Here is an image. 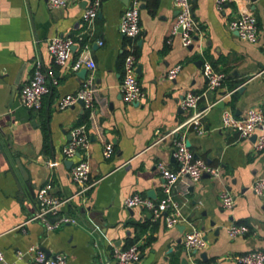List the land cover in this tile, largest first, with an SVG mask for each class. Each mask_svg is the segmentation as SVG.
Wrapping results in <instances>:
<instances>
[{"label": "crops", "instance_id": "1", "mask_svg": "<svg viewBox=\"0 0 264 264\" xmlns=\"http://www.w3.org/2000/svg\"><path fill=\"white\" fill-rule=\"evenodd\" d=\"M130 2L102 0L88 33L82 20L88 0H71L58 8H50L47 0H0V144L5 151L0 149V248L8 262L35 264L27 253L33 245L47 253H66L69 264H118L114 247L126 248L134 241L141 252L135 264H190L192 259L241 264L235 259L238 255L264 250V197L252 189L255 180L264 177V151L255 150L254 136L241 138L222 126L224 110L241 116L251 107L264 108V0H231L223 10L215 0H193L195 18L205 33L188 47L180 34H172L174 0H142V32L134 48L138 79L147 97L131 104L123 100L121 83L132 41L119 30ZM243 12L257 18L255 43L229 27ZM56 35L76 37L71 63L88 44L97 64V125L89 127L91 179L96 183L84 195L76 194L73 165L62 150L72 130L88 122L89 112L81 103L63 110L57 104L81 87L85 74L55 64L48 42ZM201 51L227 78L221 88L201 99L200 109L216 104L201 117L200 126L186 125L168 135L191 115L181 106L185 94L206 89ZM37 61L55 69L59 83L44 97L41 109L29 110L19 95ZM179 63L181 71L169 80L168 70ZM182 136L198 157L221 167V176L206 174L195 183H179L175 195L187 220L169 228L163 218H153L142 207L127 208L124 201L135 193L155 200L163 195L157 165L177 168L175 140ZM105 142L115 148L110 158L103 156ZM9 159L18 173L19 164L24 168L23 191ZM48 181L55 196L72 197L64 211L76 217L77 224L47 231L33 219L37 191ZM226 191L235 197L231 209L222 206ZM231 224H245L249 232L231 238L227 233ZM192 227L206 239V247L197 252L184 246L185 233Z\"/></svg>", "mask_w": 264, "mask_h": 264}, {"label": "built area", "instance_id": "2", "mask_svg": "<svg viewBox=\"0 0 264 264\" xmlns=\"http://www.w3.org/2000/svg\"><path fill=\"white\" fill-rule=\"evenodd\" d=\"M141 1L131 0L121 16L119 23L120 32L131 39L128 52L124 60V74L121 83L123 100L126 103H139L146 99L147 94L142 88L138 79L137 55L135 53V39L141 35ZM193 0H174L177 11L176 20L172 27V34H180L184 46L188 47L195 41L197 35H204L193 12ZM218 10H223L231 0H215ZM71 0H47L50 8L66 7ZM102 0H88V4L83 12L82 20L86 32L92 33L95 21L99 15ZM232 32L241 39L255 43L259 39V26L257 18L253 12H243L235 16L229 24ZM170 42V40H169ZM102 44V41H99ZM78 44L76 37L71 35H56L50 38L48 50L52 55L56 65L64 68H71L78 72L83 68L88 69V74L84 78L81 87L74 93L63 96L57 106L63 110L78 103H81L89 112V123L75 127L71 132V140L63 147V155L66 159L74 160L71 168V178L77 186V195H84L91 189L96 181L91 179L90 164V125H97L96 95L98 84L96 78L97 64L90 55L89 45L83 46L79 57L71 63L73 48ZM203 56V74L207 79L206 89L201 92L188 91L181 101L183 110L191 115L182 124L168 135L176 133L186 125L195 124L200 126L201 117L216 103H211L200 109V101L211 92L221 88L227 75L223 71L216 69L209 59ZM181 63L168 70L167 78L175 80L181 71ZM59 83L56 78V71L53 68L46 69L40 61L34 65L33 74L29 81L20 90V103L29 110H39L43 105L46 95L51 92L52 86ZM222 126L225 129L236 131L241 138H249L256 135L254 147L256 151H264V108L251 107L244 115L238 116L230 110H224L222 115ZM203 131L200 130V133ZM115 151L112 142H105L103 156L110 158ZM174 157L177 168L172 169L163 162H159L157 167L163 178V195L159 199H152L135 193L127 197L124 205L127 208L142 207L150 211L153 218H163L169 228H174L186 222L187 218L181 203L175 195L177 185L181 182L195 183L204 175L212 177L221 176V167L214 166L205 159L196 156L185 137L175 140ZM53 183L48 181L40 187L36 194L37 211L33 219L41 221L47 231H53L66 224H77L78 219L64 211V206L71 201L72 197L60 198L52 193ZM252 189L259 197H264V177H260L252 185ZM222 206L226 209L233 208L235 204L234 195L226 191L221 195ZM249 227L245 224H231L227 228V233L231 238L246 235ZM185 248L192 251H199L206 247V239L203 232L192 227L184 236ZM35 264H69L66 253H47L39 247L33 245L28 252ZM140 246L135 243L127 248L114 247L113 256L118 264H135L140 259ZM23 256L22 252L18 253ZM241 264H264V250L254 249L238 255L235 258ZM0 264H16L8 262L4 252L0 248ZM190 264H213L208 261H197L192 259Z\"/></svg>", "mask_w": 264, "mask_h": 264}, {"label": "water", "instance_id": "3", "mask_svg": "<svg viewBox=\"0 0 264 264\" xmlns=\"http://www.w3.org/2000/svg\"><path fill=\"white\" fill-rule=\"evenodd\" d=\"M81 72H83L85 75H84V77H86V75H87V72H88V69L87 68H84V69H82L81 70ZM220 104H217V106H219ZM254 138H256V135H254ZM188 145H189V143H188ZM0 149L2 150V148H1V144H0ZM2 152L5 154V151H3L2 150ZM197 156V155H196ZM70 163L73 165V163H74V160H70ZM9 166H10V170H11V172H12V174H13V176H14V178H15V180H16V182H17V184H18V188L21 190V191H23V184H22V181H21V179H22V177H24V176H22V175H24L23 173H24V168H23V166L21 165V164H19V173H18V169H17V167L14 165V163L12 162V160H10L9 159ZM196 252V251H195Z\"/></svg>", "mask_w": 264, "mask_h": 264}, {"label": "trees", "instance_id": "4", "mask_svg": "<svg viewBox=\"0 0 264 264\" xmlns=\"http://www.w3.org/2000/svg\"><path fill=\"white\" fill-rule=\"evenodd\" d=\"M88 122H89V120H88ZM88 122H87V123H88ZM84 124H85V123H84ZM135 243H136V242L134 241V242H132L130 245L135 244ZM130 245H129V246H130ZM129 246H127V247H129ZM127 247H126V248H127Z\"/></svg>", "mask_w": 264, "mask_h": 264}]
</instances>
